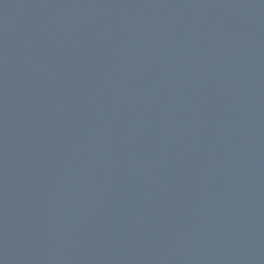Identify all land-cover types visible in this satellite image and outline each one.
<instances>
[{
    "label": "water",
    "instance_id": "1",
    "mask_svg": "<svg viewBox=\"0 0 264 264\" xmlns=\"http://www.w3.org/2000/svg\"><path fill=\"white\" fill-rule=\"evenodd\" d=\"M0 264H264V0H0Z\"/></svg>",
    "mask_w": 264,
    "mask_h": 264
}]
</instances>
